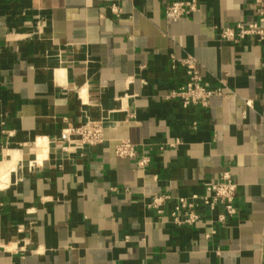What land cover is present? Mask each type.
<instances>
[{"label":"crops","instance_id":"crops-1","mask_svg":"<svg viewBox=\"0 0 264 264\" xmlns=\"http://www.w3.org/2000/svg\"><path fill=\"white\" fill-rule=\"evenodd\" d=\"M169 1L0 0V164L14 160L0 264H264V42L220 38L258 21L255 0H197L176 21ZM186 56L222 90L206 107L165 98ZM86 116L104 118L101 143L52 142ZM122 139L136 156L115 155ZM226 173L234 215L199 206L194 224L171 221L177 197Z\"/></svg>","mask_w":264,"mask_h":264},{"label":"built area","instance_id":"built-area-1","mask_svg":"<svg viewBox=\"0 0 264 264\" xmlns=\"http://www.w3.org/2000/svg\"><path fill=\"white\" fill-rule=\"evenodd\" d=\"M255 4L258 21L237 23L222 28L220 32L221 40L239 42L245 37L254 36L264 42V0H255ZM197 10V0H170L165 6L164 15L167 20L176 21ZM113 11L117 12L115 9ZM178 61L185 68L187 79L184 84L170 90L165 96L166 99H178L183 107L191 105L206 107L211 97L222 93L220 88H213L202 82L194 57L186 56ZM103 139L104 118L94 119L86 116L80 126H67L61 131L59 137L53 139L52 142L59 146L61 150L70 152L72 149L82 150L87 146L101 143ZM114 153L118 157H134L137 154L135 145L127 139L119 140L116 143ZM148 162L149 158L147 156H141L138 159L139 166H145ZM236 192V183L226 173L218 181L205 183L203 194L177 197L170 213V219L176 225H192L200 218L199 213L196 211L199 206L214 210L219 205L224 208L226 215L232 216L236 213L234 205ZM167 199H169L168 195H156L152 198L149 206L157 208L158 213H161L159 208ZM224 219L223 214L219 215L220 221L223 222Z\"/></svg>","mask_w":264,"mask_h":264},{"label":"bare ground","instance_id":"bare-ground-1","mask_svg":"<svg viewBox=\"0 0 264 264\" xmlns=\"http://www.w3.org/2000/svg\"><path fill=\"white\" fill-rule=\"evenodd\" d=\"M41 158V155H38V160ZM14 160H5L0 164V188L5 186L9 181L10 171L13 169Z\"/></svg>","mask_w":264,"mask_h":264}]
</instances>
